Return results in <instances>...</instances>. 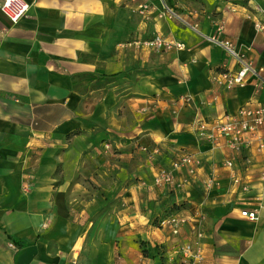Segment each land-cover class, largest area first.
<instances>
[{
	"label": "crops",
	"instance_id": "1",
	"mask_svg": "<svg viewBox=\"0 0 264 264\" xmlns=\"http://www.w3.org/2000/svg\"><path fill=\"white\" fill-rule=\"evenodd\" d=\"M23 1L16 24L0 11V264H183L186 243L199 264H264V152L196 135L264 104L253 78L223 86L237 64L210 40L264 67L261 1L167 0L196 30L161 16V0ZM155 35L184 46L136 43ZM180 153L192 162L174 169ZM174 205L188 219L177 234L158 226Z\"/></svg>",
	"mask_w": 264,
	"mask_h": 264
},
{
	"label": "built area",
	"instance_id": "2",
	"mask_svg": "<svg viewBox=\"0 0 264 264\" xmlns=\"http://www.w3.org/2000/svg\"><path fill=\"white\" fill-rule=\"evenodd\" d=\"M140 9H148L147 0ZM150 1V0H149ZM162 6L160 15L166 16L170 19L180 21L185 26L194 30L197 29L195 24L190 23L184 16H182L174 7H172L167 0H161ZM29 5L23 0H0V11L2 15L11 23L16 24L25 15ZM257 30L263 31L264 24L256 23ZM211 42L220 45L230 56H232L237 64L236 70L226 71L221 74L222 84L226 89L235 87H243L247 79H255V86L261 88L264 85V67L255 65L242 53L235 49L234 44L229 39H220L216 35L210 38ZM143 47L154 49L157 51L170 48H183V44L178 41L167 40L165 37L155 35L151 38L137 41ZM264 104L256 103L254 106L245 103L232 114H226L214 121L206 122L199 121L196 129L197 137L206 141L213 146H225L231 152L237 155H244L245 150H253L256 152H264ZM248 162V158H244ZM192 162L191 156L187 153H180L171 162L174 169H179ZM223 165L232 168L234 163L232 160L224 161ZM161 178L166 182L172 178V173L169 171L160 172ZM213 182L210 177L206 182V187H210ZM235 184H241L243 191L248 190V185L241 181L239 176L233 177ZM28 188V187H27ZM240 216L248 220L256 219V210H241ZM183 220L177 219L175 215L160 221V227H170L173 234H177ZM180 254L183 259V264H199L201 261V254L196 249L194 250L190 243L183 244L180 248Z\"/></svg>",
	"mask_w": 264,
	"mask_h": 264
},
{
	"label": "rangeland",
	"instance_id": "3",
	"mask_svg": "<svg viewBox=\"0 0 264 264\" xmlns=\"http://www.w3.org/2000/svg\"><path fill=\"white\" fill-rule=\"evenodd\" d=\"M259 1H261L260 8L262 9V11H264V0H259ZM258 22L259 21H257L256 23H258ZM172 179H173V176H172V178H171L170 181L166 182L165 179L161 178V174L159 173L157 176L154 177V184H157L160 187H162V186L168 187V186L171 185L170 183L172 182ZM174 215H175V217H177V219H179L181 221L183 220V222L181 223V225H183V223H185L186 220H188L185 216L178 215V213H176ZM181 225H180V227H181ZM197 235L200 236L199 233ZM198 251L201 254L200 250H198Z\"/></svg>",
	"mask_w": 264,
	"mask_h": 264
},
{
	"label": "trees",
	"instance_id": "4",
	"mask_svg": "<svg viewBox=\"0 0 264 264\" xmlns=\"http://www.w3.org/2000/svg\"><path fill=\"white\" fill-rule=\"evenodd\" d=\"M248 0H241L240 2L242 3V4H246V2H247ZM182 208V205L181 206H178V205H174V206H172V208L164 215V216H162L161 218L162 219H160L159 220V222H158V226H160V221L161 220H163V219H166V218H169V217H171L172 215H174V214H176V211L177 210H179V209H181ZM173 212V213H172ZM175 212V213H174ZM12 239V238H11ZM12 242H14V243H17L16 242V240L15 239H12ZM18 244V243H17ZM139 246H140V248H141V251H142V253L143 254H146V247H145V245H144V243L143 242H139ZM182 264V263H181Z\"/></svg>",
	"mask_w": 264,
	"mask_h": 264
}]
</instances>
